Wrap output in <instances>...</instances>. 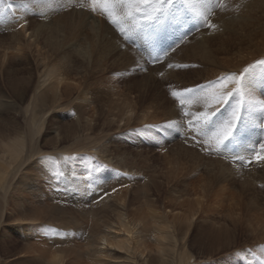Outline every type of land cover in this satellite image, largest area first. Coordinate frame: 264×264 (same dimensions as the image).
<instances>
[{"label":"rangeland","instance_id":"rangeland-1","mask_svg":"<svg viewBox=\"0 0 264 264\" xmlns=\"http://www.w3.org/2000/svg\"><path fill=\"white\" fill-rule=\"evenodd\" d=\"M263 4L173 0L161 25L144 28L141 8L140 27L129 20L121 32L91 11V0H0V134L25 132L29 155L0 187V264H53L55 249L60 264H264V162L254 157L264 155V111L254 104L238 143L209 154L185 115L204 111V102L185 97L181 109L171 96L255 65L244 98L264 99ZM81 12L88 15L79 19ZM152 35L157 47L147 42ZM54 67L70 97L40 111ZM17 84L22 100L12 92ZM225 84L231 89L235 79ZM86 122L94 127L83 130ZM118 211L142 224L138 243L130 253L107 246L92 256V236L109 225L116 233ZM156 217L171 224L170 239L156 240Z\"/></svg>","mask_w":264,"mask_h":264},{"label":"snow or ice","instance_id":"snow-or-ice-1","mask_svg":"<svg viewBox=\"0 0 264 264\" xmlns=\"http://www.w3.org/2000/svg\"><path fill=\"white\" fill-rule=\"evenodd\" d=\"M172 3L173 0H155L154 4L152 0H91V11L106 15L108 21L123 32L120 26L129 20L133 21L135 26L140 27L136 23V20L141 8L145 9L143 16L148 22L143 25L144 28L161 25L168 13V9L163 7V5H171ZM83 6L81 4V7ZM210 27H214V25H210ZM126 39L131 40V37L126 36ZM147 42L151 46L157 47L160 44V38L152 35L148 37ZM169 48L174 50V47L171 45ZM168 50L164 49L163 51L166 53ZM154 60L158 62L159 56L154 57ZM258 64L264 65V61H260ZM167 66L169 68L173 67L172 64H168ZM254 67L256 66L250 65L244 69L238 78L233 74L230 77H221L208 85L186 87L182 91L171 92V96L179 102L181 109L189 102L185 97H194L198 102H204L206 106L204 111L185 113V115L191 117L188 121L189 129L198 130L196 134L202 137V139H197L196 142L201 145L202 150L208 151L209 154H211L212 150L219 154L223 150H228L231 145L238 143L237 133L242 130V126H246L247 122L245 112L254 107V104H259L261 110L264 111V99L246 102L244 98L245 88L251 86V81L247 74ZM227 79H235V87L226 89L225 81ZM233 99L235 103H231L227 115L223 118H218L217 114L226 105H229ZM259 148L264 150V141L259 143ZM254 157L257 162H264V155H261L259 152H254ZM233 158L241 161L244 160V157L239 155H234Z\"/></svg>","mask_w":264,"mask_h":264},{"label":"bare ground","instance_id":"bare-ground-1","mask_svg":"<svg viewBox=\"0 0 264 264\" xmlns=\"http://www.w3.org/2000/svg\"><path fill=\"white\" fill-rule=\"evenodd\" d=\"M78 14L80 16H82L81 18L79 17V19H82V18H84V16H86L87 13L84 14V13L81 12V13H78ZM87 17H89V16H87ZM67 23H69V27H70L71 26L70 22H67ZM21 26H23V25H21ZM91 28H92V30L94 31L95 34H98V35H95V37H101V35H103V24L102 23H98V22L95 23V19H94V23H93V26ZM261 51H263V49L262 48H258V50L252 52V54H255V56H258L261 53ZM55 71H56V74L54 76H51V77L48 78V80L55 78V80L53 79V82L55 81V83H53V86H52V96L50 98H48V96L46 94L47 93L46 91L43 92L42 95H40V98H41L40 99V103H38L39 105L37 104L39 106L40 111L43 110V109H46V107L50 108L49 105L52 106L54 103H56L61 98L70 97L69 96V94L71 93L70 89H72V88H68L67 86L66 87L63 86L64 85V77L61 76L62 74L60 73L59 68L56 67ZM19 85L17 84V85L12 86V92H13L14 96L18 100H22L24 98L25 91H24V88L21 85L20 86ZM34 112L35 111H33V113ZM37 119H38V115L36 113H34L33 121H36ZM86 120H87V122L91 121V119H88V118H86ZM87 122L85 124L86 126L83 127V130H88V129L94 127V123L91 125V123L89 124ZM38 128L41 129V127H38ZM9 131H10V129H8V132ZM11 135H14V137H12ZM8 136H11V137H7V135H5V134H3V135L0 134V187L3 185V183L5 181V178H6V175H7L8 171H9V169L12 166L16 165L17 170L18 169L21 170V166H23L26 163V161L28 160L26 158L27 153H26V149H25V145H26V141H27L26 136H25V132L20 131L17 128L16 129H11V133ZM32 149H34V151H37L36 146H35V148H32ZM27 156H29V155H27ZM31 157H33V155L30 156V158ZM66 169H69V168H66ZM72 181L74 183L77 180H76V178H72ZM33 189H35V188H33ZM115 200H116L115 202H117L120 205V207H122V208L125 207L124 198H122L121 196H117ZM20 207H22V205ZM116 217L118 219L117 220L118 221L117 222V226H118L117 228L118 229H116V233H111V230H112L113 226L109 225V226H104L103 230L101 231V233L94 234V236H92L93 239H92V242L90 244V246L91 245L93 246V248L90 249V252H91L92 256L96 257L99 254L100 255L103 254V252L106 251L105 249H106L107 246H114V247L119 248V249H124L128 253H130L133 250L132 245L138 243L137 242L138 237H136V236L141 233L142 224L139 221L138 222L134 221L133 223L130 222V220H128L127 217H126V213H123L122 211L121 212L118 211L117 214H116ZM159 217L155 218V221H156L155 223H156V225L159 224V226L155 225L154 226V230L157 231V233H159V235L156 237V240L158 242H161V241H164L165 239H167V237H169V239H170V237L172 235H174V234H170V231H169L172 228L170 226L171 224H169V222L164 221L163 218H161L163 221L159 220ZM28 220H34L35 221V219H28ZM262 223H263V221H262ZM161 224H162V226H161ZM114 225H115V223H114ZM109 229H111V230H109ZM119 232H122V234H120ZM119 235H122L123 238L120 239ZM173 239H174V237H173ZM70 242H71V239H70ZM72 245H74V244H72ZM58 251H59L58 249H55L54 250V252H55L54 256H52V258H51L52 261L54 263H56V264H60L64 260L63 258H65V257H62V255H59ZM52 261H51V263H53Z\"/></svg>","mask_w":264,"mask_h":264}]
</instances>
